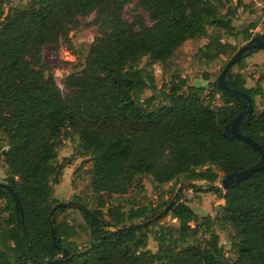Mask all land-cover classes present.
<instances>
[{
  "label": "trees",
  "instance_id": "16d2710c",
  "mask_svg": "<svg viewBox=\"0 0 264 264\" xmlns=\"http://www.w3.org/2000/svg\"><path fill=\"white\" fill-rule=\"evenodd\" d=\"M189 1L137 0L127 21L123 14L131 0H30L6 12L3 5L10 0H0V134L7 140L1 153L7 169L3 182L12 189L0 188V264H47L60 257V247L68 255L55 264H264V168L224 190L216 185L219 173L244 170L260 159L257 150L226 129L247 109L245 98L227 94L215 80L208 99L219 93L223 105L213 108L204 102L202 87L175 75L161 89L165 94L158 106L154 95L139 99L154 87L151 74L140 67L143 57L147 64L163 63L186 40L205 35L206 25L231 27L232 11L225 18L213 6L196 17ZM92 13L94 39L79 67L65 76L63 94L42 61V47L70 43L78 18ZM256 27L252 22L235 35L249 39ZM202 49L210 59H230L236 52L218 34L210 35ZM254 51L233 64L225 79L250 96L253 111L251 116L244 111L239 129L264 149V109L256 112V98L264 102V89L260 80L246 87L241 72ZM74 136L78 151L91 159L96 206L91 209L75 197L87 212L74 205L59 207L51 214V226L48 215L59 202L53 185L64 166L57 150L63 139ZM145 175L155 189L182 178L206 181L205 189L224 200L216 220L232 231V258L219 243L215 219L205 215L198 221L181 193L162 215L170 197L155 206L125 208L109 202L113 195L143 188ZM166 216L177 226L162 232ZM156 225L171 238L160 240L153 252L147 241L150 233L159 238L152 229Z\"/></svg>",
  "mask_w": 264,
  "mask_h": 264
},
{
  "label": "rangeland",
  "instance_id": "374dc122",
  "mask_svg": "<svg viewBox=\"0 0 264 264\" xmlns=\"http://www.w3.org/2000/svg\"><path fill=\"white\" fill-rule=\"evenodd\" d=\"M30 0H10V5H3L5 12L8 6H25ZM137 0H131L127 5L123 17L130 21L131 15L134 12ZM264 0H190L189 9L191 15L201 17L213 6L217 8L220 16L228 15V11H232L230 17L232 25L229 28H217L211 25H206V34L200 37L186 40L173 53V55L163 63L147 64V58L143 57L140 62V67L145 68L152 76L153 89H145L140 94L139 99L144 100L151 95H154V106H158L163 102L164 92L162 88L165 84H170L173 76L178 75L185 78L187 83L193 86L203 88L201 96L204 102L211 107L223 105V99L219 93L214 94V99L209 100L211 92H214L212 83L217 80L222 68L229 60L228 57L219 55L213 59L204 55V44L209 41L210 35L218 34L222 42H227L235 46V51L247 43L252 37L258 34H264ZM147 23H150L148 15L142 12ZM95 14L92 13L87 17H79V24L76 28L69 32L70 43L61 42L58 49H54L51 45L42 47V61L45 62L53 72L57 85L63 94L67 93L63 81L65 76L72 70L79 67L82 61V56L87 52L90 42L95 36V27L92 25V20ZM252 22L257 23V27L250 30V38L245 39L242 34L235 35V32L241 31ZM68 62L69 64H65ZM234 72L238 71V66L232 68ZM241 72L246 77V87L253 86L258 80L264 89V49L254 51L250 56L245 58V67ZM167 92V91H166ZM257 110L259 113L264 109V102L259 97L256 98ZM230 132L229 128H227ZM78 140L74 136L72 138L63 139L61 146L57 150V160L63 163V169L59 177V183L54 184V197L59 201L75 200L79 197L85 202L89 208L96 206V194L91 189V159L89 156L82 155L78 149ZM7 149V140L0 134V182L6 180L7 169L4 158L1 152ZM69 160V161H68ZM220 178L216 185L222 188L221 179L224 177L219 173ZM190 180L180 179V182L171 181L163 184L159 189H155L153 180L150 176H143V188H132L124 195H113L109 202L113 204L121 203L125 208L130 205L146 204L155 206L162 200L169 197L172 198L175 191L178 189L181 182ZM192 185H185L178 195L181 193V201H184L196 214L197 220L201 217L210 215L215 219L214 228L219 236V243L223 246L226 255L232 258L230 252V236L232 231L228 227H222L216 220L219 215V208L224 203V200L218 194L209 192L205 189L207 182L204 180L191 181ZM177 195V196H178ZM176 196L175 200L178 198ZM2 202V201H1ZM73 210L74 208H67ZM104 213L106 207L103 208ZM162 232L166 228L175 229L177 223L175 219L169 216L164 217L161 222ZM194 226L193 223H191ZM158 233L156 238L152 233L149 234L147 248L155 252L158 249L159 241H170V235H161L158 226H153ZM207 235L201 238V244L207 242Z\"/></svg>",
  "mask_w": 264,
  "mask_h": 264
},
{
  "label": "water",
  "instance_id": "95a60500",
  "mask_svg": "<svg viewBox=\"0 0 264 264\" xmlns=\"http://www.w3.org/2000/svg\"><path fill=\"white\" fill-rule=\"evenodd\" d=\"M260 49H264V34L255 35L247 43H245L244 45L239 47L236 50V52L231 56V58L226 62V64L222 68V70H221V72L218 75L217 80H216L218 87L220 89H222L224 92H226L227 94L232 95L233 97L237 98L238 100L240 99V97L245 98V100L247 102V109H245L244 111L248 112V116H251L252 111H253V104H252L250 96L244 91H241L239 89H235V88L228 86L226 79H225V75H226L227 71L233 66V64L237 63L245 53H247L249 51H253V50H260ZM244 111L240 112L232 121H230V123L226 126V129L229 128L230 133L232 134L233 137L241 139L242 141H244L247 144H249L250 146H252L255 150H257L260 153V159L256 164H254V165H252V166H250L244 170L232 172V173L224 176L220 180L222 183L223 189H226L227 186L231 183H238L240 181L247 179L254 172L264 168V149L262 148V146L258 142L254 141L249 136L242 134L240 129H239V123L242 121V119L244 117V113H245ZM187 183L190 185L193 184V183H191V181L181 182L178 189L173 194V197L171 198L169 204L163 209V211L159 215H162L163 213H166L169 210L171 205L174 203L176 196L181 191V189L185 185H187ZM0 188H5L6 190H9L12 192V189L10 188V186L4 182H0ZM16 202H18L17 198H16ZM68 205H74V206L78 207L80 210H82L83 212H87V210L84 208V206L77 200L59 201V202L54 204L51 212L48 215V219L50 221L51 226H52V222H51L52 212L59 207H66ZM158 216H155L154 218L145 221L143 224L144 225L150 224L152 221L156 220L158 218ZM51 232H52V237L54 239L53 228H51ZM60 248L62 249V254L60 255V257L57 260L49 261L47 264H55L57 261H61L63 258H65L68 255V250L66 248H62V247H60Z\"/></svg>",
  "mask_w": 264,
  "mask_h": 264
}]
</instances>
